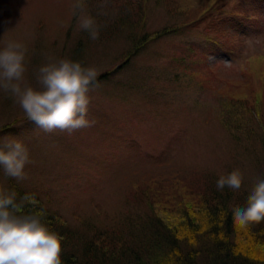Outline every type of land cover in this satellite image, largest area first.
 Listing matches in <instances>:
<instances>
[{
  "label": "rangeland",
  "instance_id": "374dc122",
  "mask_svg": "<svg viewBox=\"0 0 264 264\" xmlns=\"http://www.w3.org/2000/svg\"><path fill=\"white\" fill-rule=\"evenodd\" d=\"M130 1L114 36L98 18L113 8L109 0H85L101 25L92 40L73 16L75 0H0V50L8 41L24 46L31 86L39 87L40 67L61 59L97 70L88 94L92 124L71 134L38 128L0 90V138L21 140L30 158L22 181L0 168V187L35 192L83 237L111 232L128 217L139 224L162 205L196 200L192 192L204 187L210 194L237 169L249 194L263 179L264 0ZM211 1L216 18L214 11L202 19ZM231 15L246 31L238 22L220 25ZM137 38L146 46L132 54ZM79 41L84 51L76 55ZM165 167L172 172L160 175Z\"/></svg>",
  "mask_w": 264,
  "mask_h": 264
},
{
  "label": "clouds",
  "instance_id": "9594fccd",
  "mask_svg": "<svg viewBox=\"0 0 264 264\" xmlns=\"http://www.w3.org/2000/svg\"><path fill=\"white\" fill-rule=\"evenodd\" d=\"M73 16L80 29L92 40L99 37L101 25L86 11L85 0H75ZM26 49L8 41L0 50V90L9 93L23 109L27 119L45 132L57 129L71 134L88 128L89 92L97 86V70L79 61L61 59L39 68L38 88L25 80ZM29 151L19 139L0 138V168L17 181L26 178ZM242 174L237 169L222 175L218 190L225 186L238 191ZM34 195L18 196L14 190L0 187V264H63L62 237L45 221V212L36 208ZM234 224L246 228L264 221V179H258L245 206L232 209Z\"/></svg>",
  "mask_w": 264,
  "mask_h": 264
},
{
  "label": "trees",
  "instance_id": "16d2710c",
  "mask_svg": "<svg viewBox=\"0 0 264 264\" xmlns=\"http://www.w3.org/2000/svg\"><path fill=\"white\" fill-rule=\"evenodd\" d=\"M108 5L113 8L102 11L98 18L102 19V24L110 25V34L116 36L121 33L120 25L129 15L132 3L109 0ZM217 9L216 1H211L202 19L211 17ZM133 43L136 47L132 54L146 46L142 38ZM82 44L79 41L74 48L76 55L84 51ZM262 149L264 153V132ZM165 168L160 175L172 172ZM132 172L137 174V170ZM177 185L171 183L167 187ZM204 188L192 192L196 200L177 197L173 205H162L151 214L147 212L145 221L139 224L132 219L134 217H128L121 227L107 228L111 232L96 230L91 237H83L60 214L46 209L35 192L12 187L18 196L34 195L35 206L45 212L46 223L63 238V264H264V255L260 254L264 247V221L240 228L232 219V209L245 206L249 191L243 187L238 191L227 186L222 191L209 187L210 194H206ZM134 227H140V233H131ZM111 233L114 237L108 235Z\"/></svg>",
  "mask_w": 264,
  "mask_h": 264
}]
</instances>
